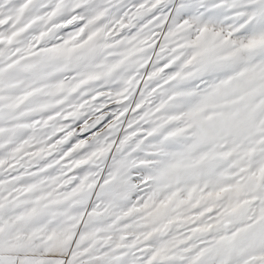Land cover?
Listing matches in <instances>:
<instances>
[{
	"label": "snow or ice",
	"instance_id": "6c2138e0",
	"mask_svg": "<svg viewBox=\"0 0 264 264\" xmlns=\"http://www.w3.org/2000/svg\"><path fill=\"white\" fill-rule=\"evenodd\" d=\"M0 264H264V0H0Z\"/></svg>",
	"mask_w": 264,
	"mask_h": 264
}]
</instances>
